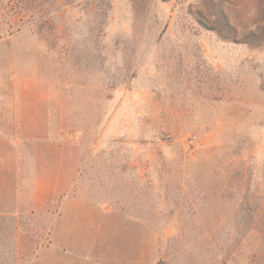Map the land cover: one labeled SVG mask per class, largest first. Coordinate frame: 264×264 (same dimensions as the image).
I'll return each mask as SVG.
<instances>
[{
	"label": "rangeland",
	"instance_id": "rangeland-1",
	"mask_svg": "<svg viewBox=\"0 0 264 264\" xmlns=\"http://www.w3.org/2000/svg\"><path fill=\"white\" fill-rule=\"evenodd\" d=\"M135 218L148 264H264V0H0V264Z\"/></svg>",
	"mask_w": 264,
	"mask_h": 264
},
{
	"label": "crops",
	"instance_id": "crops-1",
	"mask_svg": "<svg viewBox=\"0 0 264 264\" xmlns=\"http://www.w3.org/2000/svg\"><path fill=\"white\" fill-rule=\"evenodd\" d=\"M135 219L139 224L130 221L111 229H52L48 232L51 244L40 247L33 263L148 264L147 230L141 218Z\"/></svg>",
	"mask_w": 264,
	"mask_h": 264
},
{
	"label": "trees",
	"instance_id": "trees-1",
	"mask_svg": "<svg viewBox=\"0 0 264 264\" xmlns=\"http://www.w3.org/2000/svg\"><path fill=\"white\" fill-rule=\"evenodd\" d=\"M220 25H221V30L222 29H230L231 26H229L227 19L225 18V16H223L220 18ZM219 31H221L220 29H218Z\"/></svg>",
	"mask_w": 264,
	"mask_h": 264
}]
</instances>
